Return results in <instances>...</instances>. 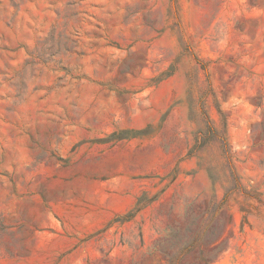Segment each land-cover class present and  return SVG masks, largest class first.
I'll list each match as a JSON object with an SVG mask.
<instances>
[{"label": "rangeland", "instance_id": "obj_1", "mask_svg": "<svg viewBox=\"0 0 264 264\" xmlns=\"http://www.w3.org/2000/svg\"><path fill=\"white\" fill-rule=\"evenodd\" d=\"M0 264H264V0H0Z\"/></svg>", "mask_w": 264, "mask_h": 264}]
</instances>
